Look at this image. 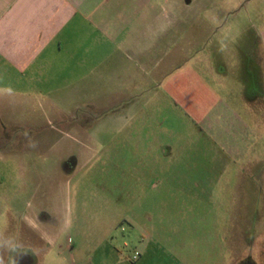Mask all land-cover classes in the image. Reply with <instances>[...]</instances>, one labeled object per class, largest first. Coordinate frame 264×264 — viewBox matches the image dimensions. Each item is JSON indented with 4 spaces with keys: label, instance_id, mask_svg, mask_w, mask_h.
I'll use <instances>...</instances> for the list:
<instances>
[{
    "label": "crops",
    "instance_id": "crops-1",
    "mask_svg": "<svg viewBox=\"0 0 264 264\" xmlns=\"http://www.w3.org/2000/svg\"><path fill=\"white\" fill-rule=\"evenodd\" d=\"M187 3L0 0V140L3 120L9 115L5 108L11 112L14 129L30 131L35 130V107L49 112L55 108L67 123L75 112L82 114L75 121L74 140L60 134L63 139L51 148L47 146L50 134L35 133L29 140L35 148L10 153L27 176L12 197L4 196L0 178V264H264V130L249 138L240 135L234 144L233 206L221 216L218 244L197 241L191 228L164 232L156 215H97V220H106L105 226L84 228L77 226L78 217L72 211L68 157L103 154L104 148L90 144L100 134L125 129V112L135 106L138 94L164 85L158 72L174 68L166 85L175 88L183 83H178V76L185 75L186 68L178 70L176 59L194 48L195 34L201 39L202 32L196 28L208 27L213 18L209 13L205 16L212 11L209 6H201L198 11L203 13L196 15ZM179 43L184 44L181 50ZM257 46L262 54H252L253 77L264 76V31ZM171 53H175L174 61ZM209 69L216 77L222 76L217 68ZM260 84L257 89L264 91V78ZM167 98L189 116L185 107L189 101H180L171 92ZM217 106L204 113L205 131L244 134L229 132L226 111ZM251 106L252 122L264 129V101L253 100ZM20 111L26 112V118H13ZM84 122L90 125L85 128ZM123 151L116 153L124 155ZM21 153L27 158L19 159ZM1 154L2 148L0 163ZM52 156L56 160L53 173ZM139 164V173L144 172L146 164ZM162 170L155 187L172 182L163 178ZM142 176L138 174L140 182ZM120 178H125L123 172ZM21 195L28 200L24 202ZM137 197L133 201L142 200L141 194ZM116 202L123 203L125 198ZM118 219L129 220L133 229L117 230L113 224ZM136 252L138 260L133 259Z\"/></svg>",
    "mask_w": 264,
    "mask_h": 264
},
{
    "label": "rangeland",
    "instance_id": "rangeland-1",
    "mask_svg": "<svg viewBox=\"0 0 264 264\" xmlns=\"http://www.w3.org/2000/svg\"><path fill=\"white\" fill-rule=\"evenodd\" d=\"M161 1L165 0H157ZM174 1L178 4L188 2ZM187 4L193 6L196 15L203 13L198 11L201 6H209L212 11L205 12V16L209 13L213 18L208 27L196 28L202 32L199 33L201 39L195 34L194 48L176 59L178 70L186 68L185 75L178 76V83L180 80L183 83L175 88L166 85L175 73L174 68H169L165 74L158 72L157 77L164 85L157 84L138 94L135 106L125 112V129L118 134H100L98 140L90 144L96 149L104 148L103 154L98 157L80 155L72 160L68 157L66 178L73 197L72 211L78 217L77 226L103 227L106 220H97V215L109 217L140 212L150 217L159 216V228L164 232L191 228L197 241L220 243L221 216L233 206L235 192L234 144L240 135L249 138L252 133L264 130L252 122L251 106L253 100L264 101V91L257 89L264 76H251L252 54L254 51L256 55L262 54L257 43L264 31V0H190ZM183 45L178 44L179 50ZM170 55L174 61L175 53ZM211 66L222 76L213 75ZM252 78L259 79L260 83H254ZM169 92L178 100L192 104L185 106L189 116L180 105L181 108H176L167 101ZM213 105L226 111L224 121L229 132L234 129L244 134H208L203 118ZM33 109L35 130L30 131L14 129L11 112L5 108L9 115L3 120L0 140L3 158L0 178L4 196H15L14 190L21 188L27 176L23 165H19L18 159L10 153L35 148L29 144L35 133L50 134L47 146L51 148L63 139L60 134H68L66 138L74 140L76 118L82 117L80 112H75L72 121L67 123L62 122L55 108H51V112L47 108ZM17 114L13 118L27 116L25 111ZM47 116L50 120H46ZM83 125L86 128L90 123ZM83 137L85 139L86 134ZM116 150H124L125 154L116 153ZM144 152L146 156L141 155ZM18 158H27V155L21 153ZM249 158L250 155L244 162ZM54 159L52 156L50 161L52 173L56 167ZM140 162L147 166L141 173ZM161 168L163 178L172 182L155 187L153 185H159L157 176ZM122 172L124 179L120 178ZM138 174L143 175L141 182ZM139 194L142 200L133 201ZM20 197L24 202L28 200L26 195ZM120 198H125V202L117 203ZM113 225L117 230L133 229L129 220H114Z\"/></svg>",
    "mask_w": 264,
    "mask_h": 264
},
{
    "label": "built area",
    "instance_id": "built-area-1",
    "mask_svg": "<svg viewBox=\"0 0 264 264\" xmlns=\"http://www.w3.org/2000/svg\"><path fill=\"white\" fill-rule=\"evenodd\" d=\"M139 256H140V254L138 252H136L135 255L133 256V259L138 260Z\"/></svg>",
    "mask_w": 264,
    "mask_h": 264
}]
</instances>
